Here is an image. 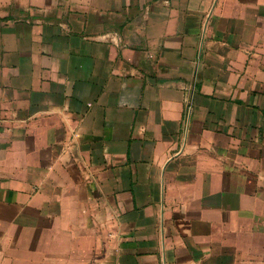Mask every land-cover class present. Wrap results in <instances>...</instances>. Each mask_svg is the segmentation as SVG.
I'll use <instances>...</instances> for the list:
<instances>
[{"label": "crops", "instance_id": "0c3cea01", "mask_svg": "<svg viewBox=\"0 0 264 264\" xmlns=\"http://www.w3.org/2000/svg\"><path fill=\"white\" fill-rule=\"evenodd\" d=\"M0 264H264V0H0Z\"/></svg>", "mask_w": 264, "mask_h": 264}]
</instances>
